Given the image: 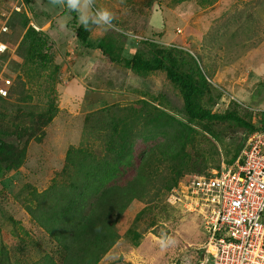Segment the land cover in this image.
I'll return each mask as SVG.
<instances>
[{
	"label": "trees",
	"instance_id": "obj_1",
	"mask_svg": "<svg viewBox=\"0 0 264 264\" xmlns=\"http://www.w3.org/2000/svg\"><path fill=\"white\" fill-rule=\"evenodd\" d=\"M24 1L29 9L31 0ZM156 1L141 3L149 7L158 5L160 1ZM193 1L199 8L215 2ZM147 7L137 4L134 12L150 19ZM1 10L7 11L3 0ZM64 14L68 15L66 10L61 12ZM33 18L29 13L27 16L13 11L7 21L11 33H1L8 37L5 43L16 50L8 63L15 77L8 94L0 95V186L10 189L19 180L20 186L14 187L18 189L17 201L30 216L29 224L36 226L52 246L38 247L36 236L19 220L7 216L15 242L8 246L0 237V264H99L117 244L126 245L130 253L138 251L147 231L158 236L161 227L172 233V228L165 226L171 220L173 227L179 226L183 211L180 206L167 204L166 197L183 176L192 171L208 175L221 162H233L247 137L253 131H264V111L256 113L235 100L229 102L223 113L212 112L223 92L220 86H224L211 82L212 78L190 50L150 38L139 40L135 52L127 56L123 54L126 37H112L108 33L110 28L103 34L98 26L85 30L78 25L75 14L67 26L71 30L76 27L75 35L82 46L99 51L123 75L130 72L133 79L146 81L154 73H163L178 92L184 115L178 117L169 111L151 92L145 98L146 92L142 90L140 97L127 105L115 103L86 110L64 124L61 115L56 117L54 87L61 65L52 52L54 40L48 32L30 25L31 21L41 25L34 15ZM113 22L118 23V19ZM236 25L239 31H245L248 40L249 34L257 36L261 32L254 46L264 51V0L247 11L243 21L238 18L231 23ZM0 40L3 41L1 36ZM1 59L5 62L8 55L0 54ZM122 84L112 86L122 88ZM42 101L44 105H40ZM55 127L63 133L62 143L67 148L63 158L55 161L62 164L53 172L48 185L45 165L50 159L47 161L46 155L53 141L48 134L51 130L57 134ZM138 140L151 144L136 154L138 162L133 166ZM133 201L143 206L120 234L119 225L126 223L125 212ZM195 214L200 222L201 216ZM3 215L5 210L0 202V216L4 219ZM39 236L44 238L40 233ZM155 247L158 252L159 246ZM178 261L175 263L179 264ZM108 264L126 263L119 256Z\"/></svg>",
	"mask_w": 264,
	"mask_h": 264
},
{
	"label": "rangeland",
	"instance_id": "obj_2",
	"mask_svg": "<svg viewBox=\"0 0 264 264\" xmlns=\"http://www.w3.org/2000/svg\"><path fill=\"white\" fill-rule=\"evenodd\" d=\"M17 1L18 0H3V8L9 7L11 11ZM20 1L26 5L25 8L30 18L34 20V15L35 20L40 21L42 26L46 21H49L51 17L56 16L54 19L56 23L59 24V20L67 16V14L57 16L59 12L63 10L53 7L49 3V0H31L29 2V9H27L28 6L24 0ZM174 1L175 0H158L159 4L157 1L155 2L158 5L154 6L153 4L147 7V4L143 5L145 3H141L142 0H133L131 3L125 0H96V7L110 10L114 18L118 19V23L113 22L111 26L115 28H112V30L110 27V31L108 32L116 39L125 40L126 37L127 41L128 39L134 41L135 39L130 37V35L135 34L140 40L153 38L156 42L164 45H178L190 50L201 62L200 67L206 75L214 79H210L211 82H214L218 86L219 84L224 86H220L223 92L220 99L217 100L212 107V112L218 114L223 113L231 100L239 101L242 105L250 106L255 109L264 108V51L261 47L257 48V46H254V43L257 42V37L261 36V32H258L257 36H254L253 33L249 34L248 40L244 30L239 31L237 25L231 26V23H234L238 18L243 21L244 14L256 6L259 0H215L213 4L204 8H199L193 0H183L182 2ZM137 4L138 6L149 8V12H146L144 8L143 11L146 12V15H149L151 11L150 19H145L149 16L134 12ZM257 17H254V20H257ZM260 18L263 19V16H260ZM142 21L144 23L146 22V24L142 23ZM257 21L262 23V20ZM33 23L36 26L39 25L36 21H33ZM253 24L252 22L251 26H253ZM66 28L67 26L64 28V33L61 31L52 34L51 31H49L50 36L55 35L58 40L66 39L63 46L55 40V43L58 45L55 46L56 48L54 47V49L61 50V53L65 54V56H63L64 58L69 56L73 57L80 46V42L76 40V27L73 30ZM121 31H124V33ZM119 33L124 36L119 35ZM1 37L3 41L8 38L5 34H2ZM124 42L126 44V40ZM137 42L138 43H131L132 51H134V47H137L140 43L139 41ZM14 50H16V48ZM7 51L9 58L15 57V53L12 49ZM125 55L130 56L131 54L126 51ZM6 62L2 61V59L0 60L3 72H11L14 76L15 73L6 67ZM114 67L115 65L112 64L111 74L113 80L116 76L118 78L130 80L123 83L121 88L124 89L125 87V91L127 94L130 93V97L126 96V93L121 89H112L111 101L115 102L116 105H127L130 100L139 98L142 90H145V98H149L147 93L151 92V94H154V97H157L167 105L169 111L173 112L178 117L184 115L181 98L178 92L170 86L163 73H154L144 81L140 78H127V72L123 75L121 71L116 70ZM104 70L105 67H102L101 71ZM0 75L3 77L2 72ZM96 76L95 72V77L93 79H95ZM65 78H67V76ZM119 83H121V81ZM63 88H57L56 96L60 94L62 98L61 90ZM74 89H76V86ZM132 90L135 91L132 92ZM138 90L140 91L138 92ZM66 93H68L67 90ZM90 93L91 92L87 88H84L77 93H69L68 95L82 94V101H85ZM44 100H46V98H44ZM60 103L62 102L58 101V105H60ZM44 104L43 101L40 103V105ZM62 105L64 104L62 103ZM61 117L64 121L67 120V117L63 115H61ZM256 123L260 125L261 122L256 119ZM148 144H151V142L137 141L133 153L135 156L133 166L138 162L136 154H139L140 150ZM50 158L51 157L47 156V161ZM51 160L52 159H50V161ZM11 177H14L13 173ZM48 179H50V176ZM16 181L17 183H13V185L15 188H18L20 186L18 183L19 180L16 179ZM14 187L11 186L10 189L4 190L0 186V202L5 210V215H3L4 219L0 216L1 239L8 246L14 244L15 239L9 231L10 220L6 219L7 216H13L25 225L24 228L31 231L36 236L33 237L39 241L38 247H48L50 243L47 237L42 232H38L36 226L29 224L30 218L17 201L16 192H18V189ZM142 206L143 205L137 201H133L130 204L125 212L126 223L119 225L120 234H123L127 228V224H129ZM181 215L182 218L180 216L181 221L178 223L179 226L177 228L173 227L172 220L170 223H166L165 226L167 228H172V233H166L164 229L159 227L158 232L160 235L157 236L153 231L150 232L149 230L144 235L143 243L138 251L130 253L126 245L117 244L99 264L111 263L119 256L126 264H176L175 261L177 259L179 260V264H194L196 259L201 256V251L197 255V253H194V249H203V245H199L203 240V236L201 235V223L197 219L195 213L182 212ZM39 233L42 234L44 238H41ZM164 236L170 238L173 243L169 244L167 247H161L159 241ZM154 246H159L158 252ZM207 250L205 252L209 253V255L203 259L205 261H207L210 252H212L209 247Z\"/></svg>",
	"mask_w": 264,
	"mask_h": 264
},
{
	"label": "built area",
	"instance_id": "obj_3",
	"mask_svg": "<svg viewBox=\"0 0 264 264\" xmlns=\"http://www.w3.org/2000/svg\"><path fill=\"white\" fill-rule=\"evenodd\" d=\"M0 29L7 31L3 24ZM2 73L0 95L6 96L14 76ZM213 173L184 178L168 202L201 216L210 264H264V132L250 135L240 158Z\"/></svg>",
	"mask_w": 264,
	"mask_h": 264
},
{
	"label": "crops",
	"instance_id": "obj_4",
	"mask_svg": "<svg viewBox=\"0 0 264 264\" xmlns=\"http://www.w3.org/2000/svg\"><path fill=\"white\" fill-rule=\"evenodd\" d=\"M61 12L62 11H60L59 15L57 16H60ZM55 17L56 16L51 17V19H49V21H46L43 24V26L42 25L36 26L33 23V21H31L30 23L35 28L48 32L49 35H50L49 31H51L52 34H56L61 31L64 33L65 27L61 28L60 24L56 23L54 19ZM67 28L69 29V26H67ZM98 28H100L99 31L101 34L106 33V31H108L109 29V28L105 29L100 26H98ZM51 38L54 40L52 52L56 58L57 63L61 65L58 81L56 82L54 87L55 96H56L57 88L64 87L61 90L62 98L60 97V94H58L55 98L56 107L58 109L56 117L60 115L67 117L66 121H64L62 117L61 120L64 122V124H68L73 121V117L81 115L86 110L87 111L97 110L107 105L114 104L115 102L111 101L112 89H121V88H115L112 85L118 84L120 81L122 83H126L127 81L130 80L128 79L127 80L124 79V81L119 80L117 76L113 80L111 74V65L113 63L109 62L105 56L99 53V51L86 48L85 46H82L79 42L78 43L80 46L77 49L76 54L73 57L69 56L64 58L63 56H65V54L61 53V50L54 49V47L58 45L57 43H55V40H57L59 44L63 46V44H65L66 39L58 40L55 35L54 36L52 35ZM131 43H138V42L135 40L133 41L128 39L124 47V51H123L124 55L126 51L132 54L137 49V47H134V51H132ZM102 67H105L104 71H101ZM114 68L116 70H120L116 65ZM95 72L97 76L95 79H93L95 77ZM64 75L65 77L67 76V78H65ZM126 76L127 78L130 77V72H128ZM75 86L76 89H74ZM84 88H87L91 92L85 101H82L81 98L82 94L68 95L69 93H77ZM66 90L68 93H66ZM121 90L124 93H126V96L130 97V93L127 94V92L125 91V87L124 89ZM134 91L132 90V92ZM58 101L62 102L64 105H62V103L58 105ZM56 117L54 120L59 121V119ZM56 124H58V122ZM55 129H58L59 131L57 134L54 131L52 132V130H51V134H48L49 140H53L48 145L50 148L46 155L51 157L50 159H52L51 161L49 160L50 163L48 165H45L48 166V171L46 172L48 178L49 176L50 178H52L53 177L52 175L56 172L57 167H61L60 164H62V162L57 163L55 161L58 158H63L64 150L67 148V145L62 143L63 133L60 132V129L58 127H55ZM12 173L13 172H11V174Z\"/></svg>",
	"mask_w": 264,
	"mask_h": 264
},
{
	"label": "clouds",
	"instance_id": "obj_5",
	"mask_svg": "<svg viewBox=\"0 0 264 264\" xmlns=\"http://www.w3.org/2000/svg\"><path fill=\"white\" fill-rule=\"evenodd\" d=\"M49 3L53 7L59 8L61 10H66V12L68 13L67 16H65V17H63L62 19L59 20V24H60L61 28L66 27V24H67L68 20L72 19V14H75V18L78 21V25L82 26L85 30H87L90 26H100V27H103V28L107 29V28H110L113 25V21H114L113 13L110 10L106 9V8L96 7V0H49ZM16 7L19 8V10H16L15 9ZM25 7H26V5L23 2H21L20 0H18L16 2V4H14V6L12 7L11 11H10L9 7L5 8V9H7V11H4V10L0 11V25L3 24L7 28V31H2L0 29V36H1V33H6V34L11 33V29L9 28V26L7 24V21L9 19V17H10V14L13 11L14 12H18V13H20V12L26 13L27 16H28V11H26ZM30 25L32 27H34L31 23H30ZM35 29H37V28H35ZM130 37H132L133 39H135L137 41L140 40L135 34L130 35ZM0 44L3 45L4 49H5V51L3 50L2 52H0V54L6 53L8 55V59L6 60L7 62L5 61L7 64H5V63L4 64L6 65V67L9 70H11L8 67V63H9V60L12 57L9 58V54H8L7 50L12 49L14 51V49L10 48L8 46V44L5 43V41L0 40ZM1 72H2V69H1L0 73ZM14 77H15V74H14ZM244 106L246 108L253 109L254 112H256V111H264V108L255 109V108H252L250 106H246V105H244ZM256 132H264V131H261V130L253 131L250 135H252L253 133H256ZM250 135L247 137L246 141L244 142L243 146L240 149V152H239L238 156L233 160V162H230V163L221 162L220 165H219V168L211 170L208 175L199 174L197 172L187 173L185 176H183L182 180L177 185L173 186L172 188L177 187L183 181L184 178H186V177H188L190 175H200V176H205V177L213 176V174H214L213 172L214 171H218L221 168L222 165H231L232 163H234L238 158H240L241 151L245 147L246 142H247L248 138L250 137ZM46 169H48V166H47ZM12 172H13V174L15 173V171H12ZM23 172L26 173L25 171H23ZM7 176H10V173ZM51 179L52 178L48 179V181H47L48 185L51 184V182H50ZM170 191H169V193H170ZM169 193H168V195H169ZM168 195L166 197V202H167V204L170 205L171 203H169L168 200H167L168 199ZM171 205L172 206H179V205H175V204H171ZM180 208H181V206H180ZM182 211L186 212L187 210L182 209ZM189 212L190 213H195V212H191V211H189ZM263 216H264V211L261 214V221L264 223ZM29 218H30V216H29ZM17 220H19V219H17ZM200 223H201V229H202L201 235L203 236V240H202V242L199 245H203V249L202 250H195L194 249V253H197V255L201 251V256L198 259H196V262L194 264H210L212 262L211 253H210V256L207 259V261L203 260V259H205V257L207 255H209V253L205 252L207 250V248H208V246L206 245V242H207V239H208V234H207V231L204 229V225H203V220L202 219H201ZM159 243H160L161 247H167L169 244L173 243V241L170 238H168L167 236H164V237L161 238Z\"/></svg>",
	"mask_w": 264,
	"mask_h": 264
}]
</instances>
